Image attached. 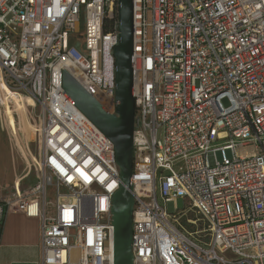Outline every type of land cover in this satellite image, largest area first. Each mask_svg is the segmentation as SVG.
Instances as JSON below:
<instances>
[{"label": "built area", "instance_id": "1", "mask_svg": "<svg viewBox=\"0 0 264 264\" xmlns=\"http://www.w3.org/2000/svg\"><path fill=\"white\" fill-rule=\"evenodd\" d=\"M134 1V264H263L264 0ZM118 5L0 0L3 99L42 107L37 184L0 200V227L40 219L42 264H115V150L63 73L115 112Z\"/></svg>", "mask_w": 264, "mask_h": 264}, {"label": "water", "instance_id": "2", "mask_svg": "<svg viewBox=\"0 0 264 264\" xmlns=\"http://www.w3.org/2000/svg\"><path fill=\"white\" fill-rule=\"evenodd\" d=\"M134 0H119L118 22L120 42L114 49L115 57V112L111 113L100 101L81 86L68 71L63 73L65 96L78 110L105 135L113 145L120 189L112 201V226L114 227L115 264H134L132 255V219L135 205L133 168L135 135L134 100Z\"/></svg>", "mask_w": 264, "mask_h": 264}, {"label": "rangeland", "instance_id": "3", "mask_svg": "<svg viewBox=\"0 0 264 264\" xmlns=\"http://www.w3.org/2000/svg\"><path fill=\"white\" fill-rule=\"evenodd\" d=\"M0 99L7 107H2L0 104V200L9 199L16 186L15 183L18 177L22 175L24 170L31 172L29 180L22 183L23 189L27 190L35 186L38 180V174L36 166L32 162L33 158L30 155V151L37 157L39 154V143L36 135H33V126L36 120L33 118L38 117L41 113V105H37L35 109L33 106L35 103L31 98H24L21 100V104H17L16 98H11L13 101L3 99L2 92L0 91ZM27 99V101H26ZM224 104L227 106V102ZM39 121V120H37ZM10 127L15 131V135L12 134ZM255 151L254 146H247L246 148L238 147V155H246ZM228 158H233L232 151L227 152ZM217 159L220 160V153H217ZM29 163L31 166H29ZM16 181V182H15ZM49 197L54 199L52 191L49 192ZM161 204L163 201L160 199ZM187 208H179L183 211ZM169 209H172L171 204ZM264 264V262H263Z\"/></svg>", "mask_w": 264, "mask_h": 264}, {"label": "crops", "instance_id": "4", "mask_svg": "<svg viewBox=\"0 0 264 264\" xmlns=\"http://www.w3.org/2000/svg\"><path fill=\"white\" fill-rule=\"evenodd\" d=\"M13 97L16 98L15 103L21 104L20 97L15 94ZM30 175L31 172L24 170L16 179L21 189V181L29 180ZM41 238L40 219L26 217L13 209L8 211L0 227V264H42Z\"/></svg>", "mask_w": 264, "mask_h": 264}]
</instances>
